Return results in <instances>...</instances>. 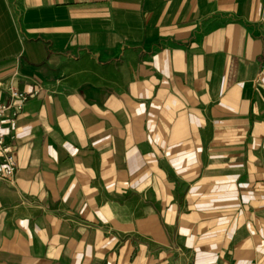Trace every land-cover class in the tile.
Masks as SVG:
<instances>
[{
  "label": "crops",
  "instance_id": "0c3cea01",
  "mask_svg": "<svg viewBox=\"0 0 264 264\" xmlns=\"http://www.w3.org/2000/svg\"><path fill=\"white\" fill-rule=\"evenodd\" d=\"M9 86L0 264H264V0H0Z\"/></svg>",
  "mask_w": 264,
  "mask_h": 264
},
{
  "label": "built area",
  "instance_id": "2783aa9c",
  "mask_svg": "<svg viewBox=\"0 0 264 264\" xmlns=\"http://www.w3.org/2000/svg\"><path fill=\"white\" fill-rule=\"evenodd\" d=\"M10 101L8 103L0 102V180L12 181L16 170V160L13 155L12 147L4 140V112L12 109L13 112L18 111L23 101L26 99L24 92L18 91L9 86L7 89ZM9 121H12L9 120Z\"/></svg>",
  "mask_w": 264,
  "mask_h": 264
}]
</instances>
